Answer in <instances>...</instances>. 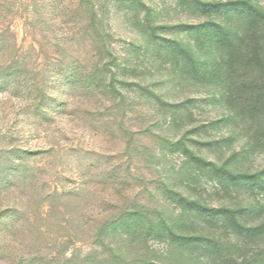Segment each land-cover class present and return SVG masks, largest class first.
Wrapping results in <instances>:
<instances>
[{"label":"rangeland","instance_id":"obj_1","mask_svg":"<svg viewBox=\"0 0 264 264\" xmlns=\"http://www.w3.org/2000/svg\"><path fill=\"white\" fill-rule=\"evenodd\" d=\"M0 264H264V0H0Z\"/></svg>","mask_w":264,"mask_h":264}]
</instances>
